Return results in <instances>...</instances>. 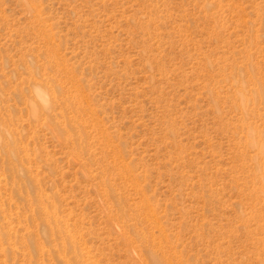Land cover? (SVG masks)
<instances>
[{"label": "rangeland", "instance_id": "obj_1", "mask_svg": "<svg viewBox=\"0 0 264 264\" xmlns=\"http://www.w3.org/2000/svg\"><path fill=\"white\" fill-rule=\"evenodd\" d=\"M0 264H264V0H0Z\"/></svg>", "mask_w": 264, "mask_h": 264}]
</instances>
